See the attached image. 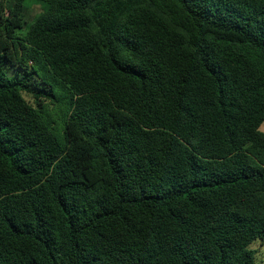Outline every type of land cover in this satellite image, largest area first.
<instances>
[{
	"label": "trees",
	"instance_id": "16d2710c",
	"mask_svg": "<svg viewBox=\"0 0 264 264\" xmlns=\"http://www.w3.org/2000/svg\"><path fill=\"white\" fill-rule=\"evenodd\" d=\"M263 123L264 0H0V264H256Z\"/></svg>",
	"mask_w": 264,
	"mask_h": 264
},
{
	"label": "rangeland",
	"instance_id": "374dc122",
	"mask_svg": "<svg viewBox=\"0 0 264 264\" xmlns=\"http://www.w3.org/2000/svg\"><path fill=\"white\" fill-rule=\"evenodd\" d=\"M48 9V5L43 2H28V16L29 19L37 15L41 11H45ZM9 74L13 75L14 72L12 70H8ZM27 100H32L29 96H26ZM260 130L264 132V123L261 126ZM251 249L256 251V264H264V240H259L255 242Z\"/></svg>",
	"mask_w": 264,
	"mask_h": 264
}]
</instances>
